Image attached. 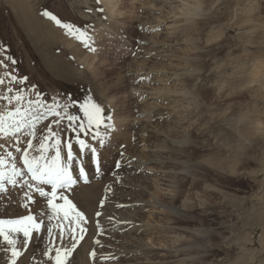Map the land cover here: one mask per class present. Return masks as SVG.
<instances>
[{"label":"rangeland","instance_id":"1","mask_svg":"<svg viewBox=\"0 0 264 264\" xmlns=\"http://www.w3.org/2000/svg\"><path fill=\"white\" fill-rule=\"evenodd\" d=\"M109 7L114 11L106 10L102 0H0V45H3L0 60H4L8 65L7 70L18 78L27 77L24 84L19 86L15 82L9 83L5 78L4 85H0V95L8 87L14 90L21 87L29 91L34 87L42 97L48 98L47 103L51 104L56 100L63 105L73 97L80 100L86 94H91L106 113L112 116L113 123L116 121L117 128L106 152L103 175L95 177L86 160L88 171L95 180L111 178L110 175L121 173L123 168L115 170L113 164V161L119 158L121 146L125 151L128 146L127 148H136L140 152L142 135L151 136V142L157 138L151 131L152 126L163 127L172 119L171 109L165 107L171 98L161 97L152 91L159 75L154 69L166 62L161 57L154 58L156 53L152 52V48L160 47L155 45L156 41L165 38L160 31H167L168 28L165 27L171 23L162 8L171 9L173 5L164 3V0H118ZM44 11L51 12L62 23L72 24L86 32V43L75 39L65 29L57 26L43 15ZM198 27L206 38L208 24L201 22ZM182 46L180 43L173 45L176 48ZM226 50L224 47L211 49L217 55H223ZM203 56L204 54H201L202 59ZM6 57L11 59H5ZM140 70L146 72L144 78L131 81ZM4 73V67L0 66V77H4ZM186 82L191 84L193 80L187 79ZM131 84H136L139 88H130ZM200 90L202 95L208 92L203 86ZM110 95L112 98H107ZM6 103L0 101V110ZM153 104L156 107H152ZM145 115L150 117V124L143 119H140L139 123L136 122L139 117ZM37 127L39 128V125ZM211 131L215 133L218 129L212 128ZM195 135L193 133V136ZM202 139L207 140V134ZM3 142L0 138V143ZM193 152L199 156L204 150L195 147ZM152 165V161L145 162V166ZM249 167H255L254 163L249 162ZM202 172L207 184L185 181L184 191L179 197L186 198V206H191V211L196 217L187 224L200 226L201 231L214 229V239L218 241L219 234H227V224L234 222L239 227H250L254 240L258 241L264 232V219L250 212V203L243 206L237 203L239 199L252 195L256 190L254 182L226 172L218 174L219 171L206 167H202ZM153 177L154 175L151 177L152 185ZM153 188L150 189L151 193ZM205 189L208 190L206 195L212 203H203L193 208V201L204 194ZM22 195L11 187L7 193L0 194V213L12 215L22 211L18 208ZM144 198L149 200V195ZM149 207L150 205L142 211L145 224L156 222V225H160L164 220L160 218L164 214L152 213L150 216L147 211ZM39 209L36 207L37 212ZM153 230L154 243L147 233L143 237L146 244L156 248L159 257H162L165 253V243L172 239V235L160 232L161 226H156ZM191 240L192 243L198 242L204 247L205 256L201 260L205 264H212L213 260H219L226 254L235 255V249L206 248L203 237L197 241H189ZM44 246L43 239L31 241L20 264H44L47 259L42 255ZM6 248L7 245L0 238V264H6L10 256V253L5 251Z\"/></svg>","mask_w":264,"mask_h":264},{"label":"clouds","instance_id":"2","mask_svg":"<svg viewBox=\"0 0 264 264\" xmlns=\"http://www.w3.org/2000/svg\"><path fill=\"white\" fill-rule=\"evenodd\" d=\"M102 2L111 12L114 9L109 5L118 0ZM164 3L173 5L162 8L171 20L165 39L159 41L167 48L161 53L166 62L154 69L159 75L152 91L171 98L165 107L171 109L172 119L163 127L153 125L151 131L157 138L149 142L142 135L139 145L143 158L154 163L149 169L154 173V188L147 211L150 216L175 217L177 209L185 208L183 201L174 203L183 193L185 181L206 185L202 172L206 167L254 182L252 195L237 203H250V212L264 219V0ZM201 22L208 24L206 38L198 27ZM175 43L183 46L173 47ZM213 47L227 50L217 55L211 51ZM187 79L193 82L188 84ZM201 86L208 89L206 95L201 94ZM140 119L151 123L147 115L136 122ZM212 128L218 131L213 133ZM205 134L207 140L202 139ZM195 147L202 148L203 154L196 156ZM249 162L255 167L250 168ZM207 191L193 201V208L212 203ZM226 232L219 234L218 241L214 229L196 233L208 249H235V255L226 254L212 264H264V232L256 241L250 227L234 222L227 224ZM176 264L205 262L185 257Z\"/></svg>","mask_w":264,"mask_h":264},{"label":"snow or ice","instance_id":"3","mask_svg":"<svg viewBox=\"0 0 264 264\" xmlns=\"http://www.w3.org/2000/svg\"><path fill=\"white\" fill-rule=\"evenodd\" d=\"M43 15L86 43L87 34L80 28L62 23L49 11ZM0 66L5 69L0 85L5 78L17 86L24 84L27 77L9 72L4 60ZM47 99L34 87L31 91L8 87L0 95V101L7 102L0 110V138L4 141L0 143V194L9 187L23 194L18 204L22 211L12 218H2L6 213H0V238L10 253L6 264H20L30 242L37 239L45 241L44 264H76L75 254L87 238L93 233L102 236L105 231L101 219L109 187L104 188L105 198L99 199L94 217L74 201L81 183L89 185L92 179L86 160L95 177L103 175L106 152L116 131L112 116L91 94L80 100L73 97L63 105L56 100L49 104ZM118 156L113 161L115 170L125 166L123 146ZM36 207L41 210L37 212ZM93 243L101 241L93 238ZM89 256L96 257V251Z\"/></svg>","mask_w":264,"mask_h":264},{"label":"bare ground","instance_id":"4","mask_svg":"<svg viewBox=\"0 0 264 264\" xmlns=\"http://www.w3.org/2000/svg\"><path fill=\"white\" fill-rule=\"evenodd\" d=\"M165 28H168V25ZM160 32L166 36L167 31ZM155 45L160 47L152 48V52L156 53L154 58L161 57L162 51H167V48L158 41L155 42ZM145 71L140 70L141 75L135 73V77L131 81L142 80L146 75ZM129 87L139 88L136 84H131ZM110 97L111 95L107 98ZM127 147H125V166L121 173L112 174L111 178L105 177L103 180L92 178L89 185L81 183L77 188L76 201L93 217L94 210L99 208V199L105 198L104 188L107 186L110 191L106 197V206L101 219V225L105 231L102 236H95L93 233L87 238V242H84L75 254L76 264H176L178 260H183L185 257L201 259L205 256L204 247L198 242L189 241L190 239L197 241L202 238L196 236L197 232H201V228L197 225L187 224L196 217L191 211V206H186V198L178 197L174 202L178 205L183 201L185 205L184 209H177L175 217L164 215L160 218H164L160 225H156V222L150 225L145 224L142 211L150 204L144 196L149 195L150 197V189L154 186L151 178L154 173L149 170V165L145 166V162L151 160L144 159L138 149ZM15 200L17 201V199ZM13 215H5L2 218H12ZM156 226L162 227L160 232L172 235V239L165 243L166 247L163 249L165 253L162 257H159L156 248L146 244L143 237L147 233L154 243L155 230L153 229ZM93 238L100 239L101 243L94 244ZM93 250L96 251V257L89 256ZM105 256L115 259L103 260L102 257Z\"/></svg>","mask_w":264,"mask_h":264}]
</instances>
